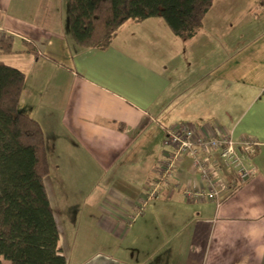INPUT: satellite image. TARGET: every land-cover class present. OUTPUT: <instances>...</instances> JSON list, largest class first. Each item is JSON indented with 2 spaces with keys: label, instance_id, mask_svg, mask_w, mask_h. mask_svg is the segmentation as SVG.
I'll use <instances>...</instances> for the list:
<instances>
[{
  "label": "crops",
  "instance_id": "obj_1",
  "mask_svg": "<svg viewBox=\"0 0 264 264\" xmlns=\"http://www.w3.org/2000/svg\"><path fill=\"white\" fill-rule=\"evenodd\" d=\"M8 33L0 61L25 72L19 110L44 131L69 264H264V0H213L189 39L162 17L130 19L105 48L76 43L68 0H0ZM183 122L259 141L244 154L252 176L222 171L232 192L219 206L172 179L148 197L165 127ZM177 165L199 181L189 157Z\"/></svg>",
  "mask_w": 264,
  "mask_h": 264
},
{
  "label": "trees",
  "instance_id": "obj_2",
  "mask_svg": "<svg viewBox=\"0 0 264 264\" xmlns=\"http://www.w3.org/2000/svg\"><path fill=\"white\" fill-rule=\"evenodd\" d=\"M213 0H68L72 37L83 47H107L128 20L162 17L183 39L202 27ZM14 35L0 39L13 51ZM38 55V48L27 43ZM25 72L0 61V264H69L45 186L50 164L43 128L19 110ZM232 191H229L230 194Z\"/></svg>",
  "mask_w": 264,
  "mask_h": 264
},
{
  "label": "built area",
  "instance_id": "obj_3",
  "mask_svg": "<svg viewBox=\"0 0 264 264\" xmlns=\"http://www.w3.org/2000/svg\"><path fill=\"white\" fill-rule=\"evenodd\" d=\"M164 156L149 180L148 197L158 196L161 183L173 180L172 188L183 192L189 201H214L219 206L224 194L230 191L229 183L222 171L237 175L241 181L252 176L256 169L244 163V154L251 151L259 141L250 135L236 137L231 131L209 129L206 125L175 123L165 127ZM189 157L192 173L198 182L193 184L179 176L178 166L183 158ZM145 199L142 200L139 215ZM135 215V216H137ZM132 216V219H135Z\"/></svg>",
  "mask_w": 264,
  "mask_h": 264
},
{
  "label": "rangeland",
  "instance_id": "obj_4",
  "mask_svg": "<svg viewBox=\"0 0 264 264\" xmlns=\"http://www.w3.org/2000/svg\"><path fill=\"white\" fill-rule=\"evenodd\" d=\"M2 261H3V264H8V262L6 260L3 259Z\"/></svg>",
  "mask_w": 264,
  "mask_h": 264
}]
</instances>
